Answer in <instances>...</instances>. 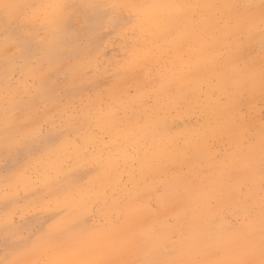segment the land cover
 Segmentation results:
<instances>
[{"label": "snow or ice", "instance_id": "obj_1", "mask_svg": "<svg viewBox=\"0 0 264 264\" xmlns=\"http://www.w3.org/2000/svg\"><path fill=\"white\" fill-rule=\"evenodd\" d=\"M0 10V48L6 54L0 119V245L6 256L0 264H264V120L258 130L243 131L234 103L257 82L264 96V0H25L0 3ZM104 31L130 41L126 67L147 62L149 52L137 40L159 32L170 38L168 56L191 62L211 49L215 76L207 89L217 124L232 140L210 157V182L199 180L209 172L180 176L183 189L173 194L178 175L173 172L169 184L155 188L159 206L131 213L134 227L122 237L96 222L115 202L109 184L119 161L106 151L109 137L81 134L82 121L116 125L128 107H150L153 93L177 105L186 98L161 74L158 87L138 89L135 96L117 94L85 112L64 107L83 91L73 81L90 74L82 58L92 38ZM204 89L201 84V95ZM137 126L154 143L172 135L151 113ZM215 173L234 178L227 191ZM197 195L207 209L221 197L233 201L236 221L210 216L206 226L194 229L185 210ZM137 202L144 203L139 197ZM141 247L146 248L142 259H114Z\"/></svg>", "mask_w": 264, "mask_h": 264}, {"label": "rangeland", "instance_id": "obj_2", "mask_svg": "<svg viewBox=\"0 0 264 264\" xmlns=\"http://www.w3.org/2000/svg\"><path fill=\"white\" fill-rule=\"evenodd\" d=\"M10 3H21L25 0H9ZM27 2L39 3L41 0H27ZM258 2V0H256ZM3 14L0 13V20H2ZM15 27V25H13ZM3 40V24L0 23V41ZM130 41L122 34L109 33L104 31L97 34L92 38V42L85 51V55L82 58L88 65L90 74L84 79H76L73 84L77 90L83 91L79 95H75L70 100L65 101L64 107L80 112H85L90 105L95 104L96 108L100 107L99 101L108 100L117 94H131L135 96L138 89L152 90L159 86V78L161 74L164 76L173 74L183 77L186 74H196L200 78L197 81L198 85L193 92V98L196 99V107L199 104H210L214 102L207 89V81L211 80L215 76V72L210 67L213 59L212 50L208 49L203 53H197L193 56L191 62L181 60L175 55H166L168 49L172 48L170 38L167 35L156 34L141 36L137 43L142 48L149 52V59L146 63L134 67H126L124 57L127 52V44ZM247 55V54H245ZM256 56V53H252ZM5 52L0 48V119L3 118V112L5 105L3 103L2 84L5 78ZM90 61V63H89ZM200 62V63H199ZM203 67H199V65ZM205 69V73L202 71ZM208 71V73H207ZM257 71H259V58L257 56ZM202 72V75L201 73ZM11 71H9V75ZM132 75V76H131ZM17 78H19L17 70ZM39 84V81H36ZM204 84L205 89L203 95L200 92V85ZM169 99L162 95L153 93L151 106L137 104L135 107L127 108L126 111H122L120 117H129L131 112L140 111L145 109L146 112L156 113L163 109V106L170 103ZM248 100V101H247ZM237 105L236 115L239 116L243 124V131L248 129L258 130L262 120H264V96L261 95L259 84L257 85L251 94L246 97L237 99L234 101ZM137 109V110H135ZM175 108L171 109L168 113L169 117L174 120L176 127H182L181 125L193 126L199 128L203 124V116L198 111H193V114H179ZM206 120V118H205ZM59 123V121H57ZM104 122L96 124L93 121L83 122L80 128V132L83 136L88 137L91 133H95L97 137L104 138L109 137V143L106 151L112 155L114 159H118L119 163L113 170V180L109 184V199L115 196V202L111 204V207L107 210L106 215L103 217L98 216L96 222L103 227L105 224L109 231L112 227L118 226L120 220H122L121 210H124L125 202L131 198L142 195L141 200L144 202L143 207L147 208L149 204H155L159 206V201L153 199V194L157 186L163 187L165 184H169L170 177L173 172H176L177 182L172 185L173 194L174 191L183 189V183L179 182L180 176L183 177H196L197 172H209V175L201 176L200 181L211 180V173L209 170L214 168V161L210 157L216 153L229 147L232 140L230 134L224 132L222 138H206L204 146L206 148L205 163L197 165L192 173L187 170L186 161H183L180 157H176L171 164H164L166 171L158 174L148 173L147 170H142L139 166L141 156L146 158L149 156L151 149L154 146L147 142V138L138 132H133L125 136L113 135V126L109 125L107 128L103 126ZM258 126V127H257ZM115 127V126H114ZM183 140L181 137L177 143L180 145ZM243 142V137H241ZM104 146L93 145V148L100 149ZM91 150V149H90ZM256 164H259V160H256ZM230 175L215 173L216 178H227ZM122 181V182H121ZM199 182V181H198ZM2 180H0V196H3ZM152 192V193H151ZM23 194V193H21ZM201 198L200 195L194 197ZM35 211L34 209H26ZM230 209L224 208L221 210L220 215L227 217L229 221L233 223L236 221L235 216H231L228 213ZM187 211L193 214V208L188 207ZM210 216H216L215 214H205L202 216L201 221L208 223ZM188 222V221H187ZM201 222V223H202ZM227 222V221H226ZM188 224L193 227L192 222ZM105 243H107L105 241ZM146 254V248L141 247L137 249H130L123 254L124 261H136L144 258ZM6 256L3 245H0V260H4ZM11 258V257H8ZM31 258V257H30ZM163 258V257H162ZM209 258V257H206Z\"/></svg>", "mask_w": 264, "mask_h": 264}, {"label": "bare ground", "instance_id": "obj_3", "mask_svg": "<svg viewBox=\"0 0 264 264\" xmlns=\"http://www.w3.org/2000/svg\"><path fill=\"white\" fill-rule=\"evenodd\" d=\"M212 2L223 3L226 2V0H212ZM0 3H10V2L9 0H0ZM0 13L3 14L2 10H0ZM158 34L166 35L162 32H159ZM199 67H203V65L200 64ZM202 71L205 73V69H202ZM200 73L202 75V72ZM168 78H169V85H168L169 88L176 90L180 97L186 98L182 105H177L168 100L170 103L164 105L163 109H161V111H158L156 113L146 112L145 109H142L143 112H140L139 110L133 111L131 112L129 117H120L116 125L102 123L105 128H107L109 125L113 126L112 133L115 136L116 135L125 136L133 132H138L144 137H146L147 142L151 143L154 146V148L151 149V152L147 158L145 156H141L139 158L140 160L139 166L141 167L142 170H147L148 173L158 174L159 176H161L160 175L161 173H164L163 171H166V167H164V164L165 165L171 164L176 157H180L183 161H186L187 170L189 173H192L193 169L197 165H201L205 163V159H206L205 156L206 148L204 146L205 139L209 137L222 138L223 133L226 132V131H222L220 125L217 124L215 109L213 107L215 102H212L210 104L207 103L199 104L198 107L195 106L197 104L196 99H194L192 95L198 85L197 81L200 78L198 75L190 73V74H186L183 77H179L176 74L175 75L170 74L168 75ZM128 108H131V106ZM173 108H175L174 110H176L179 114L189 113L188 115H191L193 114V111H198V113L203 116L202 126H200L199 128L193 126H187V125H181L182 127H176L175 126L176 122H174V120L170 118L168 115L169 111ZM149 113L154 115L157 121H159L160 123H166L167 126L170 129H172L171 137L168 138V140L163 144L159 140H156L154 143L152 139L148 138L145 131L137 126L139 121H141L142 119L149 118ZM181 137H183V140L179 145L177 141ZM257 160H259L258 156H257ZM256 165L258 168L259 164ZM153 169H160V171H153ZM214 179L221 182V184L225 188V191H227L229 185H231L234 182V178L231 176L224 179L214 177ZM256 190L257 192H259L258 173L256 176ZM137 197L141 199L142 195H138ZM137 197L131 198L129 201L125 202L124 210L123 209L121 210L122 211L121 215L123 216L122 220H120L121 222H119L118 226L111 228V231L114 232L118 237H122L123 235H125L126 233L130 232L133 229L134 226L129 222L128 219L129 215L138 209L139 210L146 209L145 207H143V205L137 202ZM188 207L193 208V214H190L189 211H187ZM224 208L230 209L226 214L234 216L232 215L234 211V202L229 199L221 197L220 200L217 201L216 206L214 208L207 209L204 205V201L202 198H196V199L193 198L187 204L185 210L186 219L189 223L192 222L194 229L199 230L204 226H206L207 224L201 221L203 215L207 213V214H215L221 216L220 215L221 210ZM216 242L218 244L221 243L227 244V240L221 241L218 239ZM202 258H206V257H202ZM114 259L123 260V255H117L114 257Z\"/></svg>", "mask_w": 264, "mask_h": 264}]
</instances>
